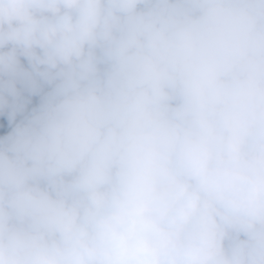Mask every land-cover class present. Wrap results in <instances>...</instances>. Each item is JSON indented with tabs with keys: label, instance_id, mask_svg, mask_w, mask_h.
<instances>
[{
	"label": "clouds",
	"instance_id": "clouds-1",
	"mask_svg": "<svg viewBox=\"0 0 264 264\" xmlns=\"http://www.w3.org/2000/svg\"><path fill=\"white\" fill-rule=\"evenodd\" d=\"M0 264H264V0H0Z\"/></svg>",
	"mask_w": 264,
	"mask_h": 264
}]
</instances>
